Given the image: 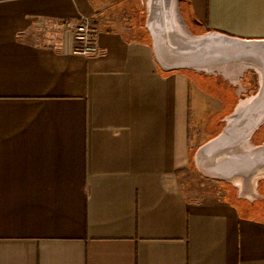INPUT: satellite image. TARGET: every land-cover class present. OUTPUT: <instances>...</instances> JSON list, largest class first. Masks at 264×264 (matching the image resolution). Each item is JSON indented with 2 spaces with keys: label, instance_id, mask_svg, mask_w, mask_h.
<instances>
[{
  "label": "crops",
  "instance_id": "0c3cea01",
  "mask_svg": "<svg viewBox=\"0 0 264 264\" xmlns=\"http://www.w3.org/2000/svg\"><path fill=\"white\" fill-rule=\"evenodd\" d=\"M160 1L220 54L162 67ZM259 91L264 0H0V264H264Z\"/></svg>",
  "mask_w": 264,
  "mask_h": 264
},
{
  "label": "water",
  "instance_id": "95a60500",
  "mask_svg": "<svg viewBox=\"0 0 264 264\" xmlns=\"http://www.w3.org/2000/svg\"><path fill=\"white\" fill-rule=\"evenodd\" d=\"M160 4L159 15L162 17V21L160 24L154 23L151 28L153 31L152 43L154 52L162 67L175 69L185 65L206 64L210 59L220 54V50L213 45L209 46L200 42V40L194 39L188 41L187 36H184L182 31L178 27L176 28V25L171 23V20H168L163 8V1H160ZM262 92L259 91L248 102L249 106L254 110L252 114L243 120L235 117L230 118L229 121L234 126H237L228 130V121L222 133L215 139L216 142L240 141L241 139L238 136H241L244 130L249 131V135L259 125L264 118V91Z\"/></svg>",
  "mask_w": 264,
  "mask_h": 264
},
{
  "label": "built area",
  "instance_id": "2783aa9c",
  "mask_svg": "<svg viewBox=\"0 0 264 264\" xmlns=\"http://www.w3.org/2000/svg\"><path fill=\"white\" fill-rule=\"evenodd\" d=\"M73 52L79 55H93L98 52L94 39V28L89 18L83 17L73 26Z\"/></svg>",
  "mask_w": 264,
  "mask_h": 264
},
{
  "label": "bare ground",
  "instance_id": "6f19581e",
  "mask_svg": "<svg viewBox=\"0 0 264 264\" xmlns=\"http://www.w3.org/2000/svg\"><path fill=\"white\" fill-rule=\"evenodd\" d=\"M176 28H177V26H176ZM231 124L232 123L229 121V125H228V128H227L228 130H231L232 128H235L237 126V125L234 126L233 124L232 125ZM248 133H249V131L244 130V132L241 133V136H238V137H240L241 140H245L247 138Z\"/></svg>",
  "mask_w": 264,
  "mask_h": 264
},
{
  "label": "rangeland",
  "instance_id": "374dc122",
  "mask_svg": "<svg viewBox=\"0 0 264 264\" xmlns=\"http://www.w3.org/2000/svg\"><path fill=\"white\" fill-rule=\"evenodd\" d=\"M252 109V108H251Z\"/></svg>",
  "mask_w": 264,
  "mask_h": 264
}]
</instances>
